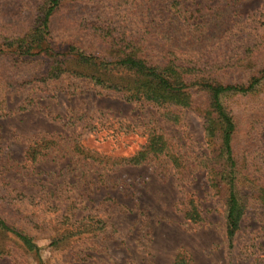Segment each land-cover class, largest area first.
<instances>
[{"label":"rangeland","instance_id":"374dc122","mask_svg":"<svg viewBox=\"0 0 264 264\" xmlns=\"http://www.w3.org/2000/svg\"><path fill=\"white\" fill-rule=\"evenodd\" d=\"M175 1L179 20L178 9L171 10ZM46 2L0 0V38L28 39ZM263 8L264 0H68L51 22L55 56L71 59L72 45L81 43L87 51L120 57L90 37L103 30L148 42L157 38L154 32L162 33L191 43V57L231 63L251 57L245 47L259 43L264 58ZM189 25L190 33L179 29ZM242 27L249 31L242 34ZM56 58L0 55V188L13 198L22 195L15 204L30 215L21 218L9 209L14 205L0 206V219L40 249L31 251L0 231V264H175L180 255L187 264H264V214L257 207L248 209L229 246L226 194L212 187L215 149L196 109L168 112L127 103L113 91L68 76L43 81ZM241 68L234 69V79L247 83L253 70ZM224 105L237 125L235 152L264 181V81L254 94L225 97ZM152 137L166 142L163 155L111 172L65 149L44 150L42 141L78 140L112 157H133ZM33 149L39 157L32 163ZM249 187L244 180L240 188ZM75 200L80 209L70 215ZM193 203L202 219L197 223L186 218ZM64 215L73 217L65 222ZM88 217L96 220L71 226ZM93 222L99 223L92 228Z\"/></svg>","mask_w":264,"mask_h":264},{"label":"trees","instance_id":"16d2710c","mask_svg":"<svg viewBox=\"0 0 264 264\" xmlns=\"http://www.w3.org/2000/svg\"><path fill=\"white\" fill-rule=\"evenodd\" d=\"M67 1L47 0L43 11L39 14L36 27L28 39L12 36L13 40L9 41L1 37L0 55L9 51L14 52L20 59L40 55L56 58L51 22ZM179 6V1L172 2L171 10L174 11ZM180 12L179 9L175 11L174 17L177 20L180 19ZM247 19H250V16ZM190 27L191 25L185 28L179 26V29L190 33ZM247 31H249L247 27H242V34ZM157 34L158 32H154L157 38L148 42L143 39L125 40V38L113 37L107 31L94 30L90 37H99L105 42L103 45L107 44L111 49L120 51V57L101 56L94 51H87L88 48L77 43V46L72 45L70 49L73 52L72 58L68 59L67 55L64 60L56 58L52 69L42 80H58L68 76L92 83L97 88L113 91L121 95L127 103L147 104L163 108L168 112L171 107L179 110L196 109L204 120L206 137L215 149V156L210 159V176L214 180L212 187L218 191L223 190L226 194V238L231 247L241 230L248 209L257 207L264 214V181L260 182V175L247 169L244 156H239L235 152L237 125L224 105V98L232 95H249L259 91L264 81V58L261 55L263 49L259 43L245 47L248 48L246 50L251 57H245L237 63L222 59L198 60L189 55L193 47L191 43H177L178 39L161 37L162 33ZM176 34L177 31L173 30L172 35ZM238 65L246 70L248 68L253 70L247 83L234 79V69H242L240 66L236 68ZM59 140L60 138L42 140L45 143L44 150L65 149L79 161L105 167L108 172L130 164L140 165L151 156L160 157L168 150L162 137H152L148 145L133 157H112L107 153L87 148L78 140L72 141L70 145L65 144V147L58 142ZM29 155L32 163L39 157L34 153V149ZM170 157L173 162L177 161L176 157L171 155ZM261 178L264 180L263 176ZM244 180L250 183L248 189L240 188ZM12 195L11 191L0 188V206L9 208L14 205L15 207L9 208L14 210V214L21 218H30L28 213L24 215L15 204L16 198L22 195L16 194L15 198ZM76 203V200L72 201L73 207L68 212L70 215H74V212L80 209L79 204ZM191 206L186 218L197 223L202 220L201 215L194 203ZM73 215L71 218L65 215L62 218L65 222L66 220L70 222ZM92 220L96 219L88 217L84 222L81 220L71 223V226L73 228L77 225L88 226ZM96 223L99 222H93L90 227L94 228ZM0 231L11 233L31 251L40 250L32 238L12 227L4 219H0ZM58 242H54V245ZM175 264H187L185 256L180 255Z\"/></svg>","mask_w":264,"mask_h":264}]
</instances>
